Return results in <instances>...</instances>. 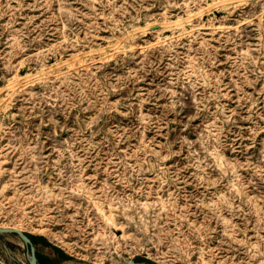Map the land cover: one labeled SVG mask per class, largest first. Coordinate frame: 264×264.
I'll return each instance as SVG.
<instances>
[{"label": "rangeland", "instance_id": "1", "mask_svg": "<svg viewBox=\"0 0 264 264\" xmlns=\"http://www.w3.org/2000/svg\"><path fill=\"white\" fill-rule=\"evenodd\" d=\"M0 226L38 264H264V0H0Z\"/></svg>", "mask_w": 264, "mask_h": 264}, {"label": "water", "instance_id": "2", "mask_svg": "<svg viewBox=\"0 0 264 264\" xmlns=\"http://www.w3.org/2000/svg\"><path fill=\"white\" fill-rule=\"evenodd\" d=\"M0 232H11L18 234L22 239L23 243L29 248L31 252L30 264H38V256L36 253L34 240L27 232H25L20 228L12 227V226L9 227L0 226ZM127 264H141V263L137 259H132Z\"/></svg>", "mask_w": 264, "mask_h": 264}, {"label": "trees", "instance_id": "3", "mask_svg": "<svg viewBox=\"0 0 264 264\" xmlns=\"http://www.w3.org/2000/svg\"><path fill=\"white\" fill-rule=\"evenodd\" d=\"M147 262L150 263V264H156V263H154V262H152L150 260H147Z\"/></svg>", "mask_w": 264, "mask_h": 264}, {"label": "bare ground", "instance_id": "4", "mask_svg": "<svg viewBox=\"0 0 264 264\" xmlns=\"http://www.w3.org/2000/svg\"><path fill=\"white\" fill-rule=\"evenodd\" d=\"M193 16H195V15H193ZM133 32V31H132ZM82 57V56H81ZM72 60V59H71ZM21 86V85H20Z\"/></svg>", "mask_w": 264, "mask_h": 264}]
</instances>
